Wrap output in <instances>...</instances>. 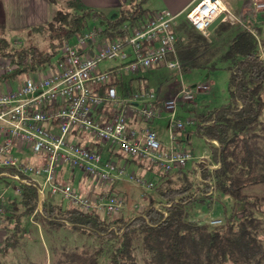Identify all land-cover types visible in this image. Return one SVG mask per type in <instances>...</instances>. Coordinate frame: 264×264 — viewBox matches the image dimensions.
<instances>
[{"label": "trees", "instance_id": "trees-1", "mask_svg": "<svg viewBox=\"0 0 264 264\" xmlns=\"http://www.w3.org/2000/svg\"><path fill=\"white\" fill-rule=\"evenodd\" d=\"M146 2L133 1L126 9L121 7L114 20L89 8H81L80 14L56 11L47 24L32 27L33 32L48 35L46 50L11 47L0 24V59L13 66L2 78L14 80L43 71L53 60L59 62L63 45L90 28L91 21H99L108 40L124 39L152 14L143 8ZM175 31L182 74L219 69L228 73L227 102L205 112L200 122L208 124L196 128L198 136L218 142V147L211 144L209 149L219 168L205 171L204 182L197 181L189 168L166 174L159 171L147 204L129 219L108 220L98 213L62 207L53 202L49 192L38 211L36 186L21 185L18 200L6 210L5 219L12 228L0 246V264L3 256L20 247L23 219L38 222L47 233L66 229L96 241L93 248H53L51 264H100L103 258L106 264H139L138 250L141 264H264V221L258 216L264 215V28L248 30L226 19L211 32L213 44L208 32H197L185 19L178 22ZM4 171L14 172L0 168V173ZM0 183L12 186L2 177ZM211 189V195L233 200L230 215L215 227L192 221L189 213L193 203L202 204L211 196L207 195ZM156 202L170 204L167 217L154 210ZM113 226L120 231L118 235L110 231Z\"/></svg>", "mask_w": 264, "mask_h": 264}, {"label": "built area", "instance_id": "built-area-1", "mask_svg": "<svg viewBox=\"0 0 264 264\" xmlns=\"http://www.w3.org/2000/svg\"><path fill=\"white\" fill-rule=\"evenodd\" d=\"M249 2L255 15L264 16V0ZM221 14L226 19L229 15L221 0H200L185 12L183 19L206 35ZM237 23L250 30L242 21ZM177 24L178 16L165 9L153 12L122 40L110 41L103 36L101 28H88L63 45L59 62L55 60L41 72L25 74L23 82L15 85L16 79L2 78L11 73L13 66L0 59V168L14 170L0 173V178L16 186L17 192L21 185L36 186L38 211L48 190L51 196H59L69 206L105 218L123 210V198L107 192L81 193L68 179L61 180L60 172L70 168L77 176L86 178L85 186L92 181L97 186L123 182L151 191L154 182L136 177L126 166L125 161H129L165 174L189 168L197 181L204 182L202 174L218 169L219 164L213 162L211 155L195 157L179 145L178 134L196 123L191 118L182 120L178 111L208 87L203 84L187 87L179 79L174 96L160 104L167 120V143H162L150 127L161 118L160 111L154 107L156 92L147 88L120 92L108 86L114 71L142 73L166 69L180 78ZM107 59L118 60V67L102 72L99 64ZM131 118L144 126L131 129L128 125ZM207 124L199 123V126ZM201 139L218 147L216 140L204 136ZM29 151L36 156L33 164L27 161ZM104 151L114 154L107 156ZM212 193L211 189L207 195ZM197 194L204 196L201 192ZM169 206L156 202L153 208L167 217ZM221 224L219 219L210 222L213 227ZM110 231L120 233L116 226Z\"/></svg>", "mask_w": 264, "mask_h": 264}, {"label": "rangeland", "instance_id": "rangeland-1", "mask_svg": "<svg viewBox=\"0 0 264 264\" xmlns=\"http://www.w3.org/2000/svg\"><path fill=\"white\" fill-rule=\"evenodd\" d=\"M133 1L138 2L139 0H127L126 4L122 5L121 7L123 9H126ZM57 3L58 4L55 8L53 16L55 15L56 11L59 10L69 13H81V8H77L72 0H58ZM156 6V0H147L146 4L143 5V8L149 10L155 8ZM99 12L109 20L116 19L119 14V10H112L110 12ZM249 16L254 19V13L250 14ZM241 21L243 22L244 26H247V28H249L250 30H253L254 28L258 27L264 28V16L257 17L254 20L242 18ZM2 23L3 18L0 15V24ZM89 27L100 28L101 25L99 21H91L89 22ZM3 36L7 40L9 45L14 48L35 46L39 50H46L48 49V44L50 42V39L47 34L35 33L32 31V28L26 30H12L5 27ZM262 58H264V55H262ZM54 62L55 60L52 61V63ZM117 63L118 60L107 59L99 64V68H106L108 66L114 67ZM175 73L176 72L168 71L166 69L154 70V72H150V74L148 73L147 80H142L140 79V73L138 72H123L125 76L133 78V83L131 85L132 91H135V89H137L138 87H143L144 85H147L149 89L152 90L157 87L158 84L165 77L166 82L171 84H176V81L179 82L181 80L183 84L187 87L191 86L192 84L201 85L204 83L205 85H207L208 90L203 94L200 93V95H198L196 99L198 102L206 100L209 105L204 106L206 102H202L197 109H187L184 111L188 115L187 118H191L193 120L198 118V115L201 112L204 114L206 112L205 108H209V110H211L213 108L220 107L222 104L227 102L228 73L223 69H219L217 71L209 73L204 71H192L190 73L181 75L180 78L177 75L175 76ZM25 76L26 75H21L17 77L13 85L22 83ZM174 94L172 96H174ZM261 120L264 122V112L261 117ZM195 123L197 124L196 120ZM193 139L194 144L191 149H194L195 157H199L203 153L207 154L210 151L209 145L205 143L201 138L199 139L197 137H193ZM27 156V161L33 164L34 160L36 159V156L33 155L30 151L27 152ZM125 163L128 169H130L136 177L152 181L154 182V184H156L160 178L161 173L151 166H147L145 164L132 163L129 161H125ZM67 177H69L68 182L73 185L72 187L77 188L78 190H80L81 193L86 194L90 190L88 189V187L83 185V183L87 182V180H85L86 178L82 175L77 176V173L71 170L70 168H66V171H62L59 174V178L61 180H64ZM90 185L95 186L96 188L94 191L90 192L93 195L100 192H107L121 196L123 198L125 204L123 210L117 215L107 218L108 220H114L115 218L129 219L133 217L134 215L141 212L143 207L147 204V196L149 194H153V192L151 191H143L137 188L136 186H133L132 184L123 182L116 183L114 186H97V184L92 181ZM77 186L83 187L82 189H79V187ZM46 193H48V190H46ZM18 194L19 192H17L16 186H5L0 183V231L3 234H7L8 230H11L12 228V223L5 219L8 216V211L6 210L11 209V202L18 200ZM52 199L53 202L61 205L62 207L68 206L57 195L52 196ZM232 205L233 200L229 197L218 196L213 194L209 197H206L202 204L193 203L189 207L190 218L192 221L198 222L200 224H206L210 227H212L210 225V222L213 219H219L222 221L223 224L225 218L228 217L232 211ZM258 216L261 217L264 221V215L259 214ZM21 225L24 233L19 248L22 249L24 254L29 253V255H26L29 257H26L25 259L22 256L19 257V262L21 263H26V261L28 260L29 262L34 261L39 264H46L47 262L51 264L52 260L54 259L53 248L55 249L61 246H64L68 249H80L82 246H89L93 248L97 246L96 241L93 238H87L77 233H72L66 229L60 230L57 233H47L41 224L35 222L32 219H23ZM136 257L138 263L141 264L142 254L139 250L136 251ZM4 259L5 257L2 258V262L4 261ZM100 264H106L105 258L101 259Z\"/></svg>", "mask_w": 264, "mask_h": 264}, {"label": "crops", "instance_id": "crops-1", "mask_svg": "<svg viewBox=\"0 0 264 264\" xmlns=\"http://www.w3.org/2000/svg\"><path fill=\"white\" fill-rule=\"evenodd\" d=\"M57 1L58 0H0V15L3 18L2 24L6 28L12 30H26L38 25H44L52 18L55 8L57 7L58 4ZM72 1L77 8H89V9H94L96 11H104V12H110L112 10L118 11L121 8V6L126 4L127 2V0H72ZM156 1H157V6L155 8L149 9L152 13L166 9L169 10L172 14L177 15L179 22L180 20L183 19V15L185 14V12L190 8H192L193 6H195L200 0H156ZM221 1L225 5L229 13L228 17H231L232 18L231 21H234L236 24L237 21L238 20L241 21L242 18H247L248 20L249 19L254 20L257 17H261L254 14V19H252V17L249 16L250 14H253L249 0H221ZM237 26L240 27V25L238 24ZM212 31H209L207 34V36L211 38L209 40L211 44L216 43L214 40H212L214 39L213 35L211 34ZM118 63L116 64L117 67H118ZM114 68L115 66L114 67L108 66L106 68H99V70L105 72ZM195 71H204L207 73L211 72L207 70H195ZM150 72L152 73L154 72V70H150V71L147 70L143 73H140L139 75L140 79L147 80V75L148 73L150 74ZM176 75L177 74L175 73V76ZM111 80H112L111 84H113L112 86H114V88H116L120 92L123 91L136 92L144 88L149 89L147 85H144L143 87H138L137 89H135V91H132L131 85L133 83V78H129L119 71L113 72L111 76ZM195 85L197 84H192L191 86L188 87L192 88ZM203 85L205 84L203 83ZM178 88H179V82L176 81V84L168 83L166 82V77H165L158 84L157 87L152 89V91L156 92V96H157V103L154 104V107L158 108V110L160 111L161 118L155 120L150 125V127L152 130L156 132L158 139L162 143H167V120H166V114L162 111L160 104L163 101L169 99L175 93V91H177ZM196 98L192 103L183 104L182 106H180L178 111L179 118H181L182 120L186 119L188 115L184 111L187 109H193V110L197 109L202 102H206L204 106L209 105L206 100H202L198 102ZM208 110L209 108H205L206 112ZM204 114L201 112L198 115V118L195 119L197 121V124L194 127H187L183 132H180L177 136L178 137L177 141L179 145L183 149L191 151L193 154H194V149L193 148L191 149V147L194 144L193 137H197L199 139L201 138V136L197 135L196 128L199 126V123H201L200 117H202ZM128 125L131 129H139L144 126L142 122H138L135 118H131L128 122ZM104 152L107 156H113L114 154L110 151L109 152L104 151ZM209 155H210V151L207 154L203 153L200 156H209ZM64 171H66V169ZM68 178L69 177H67L66 179ZM87 184L88 182L83 183L84 186ZM77 187H79V189H82L83 186H77ZM86 187L90 189L88 191L89 193L96 189L95 186H86ZM4 237L5 234H3L0 231V246L4 240ZM26 255H29V253L24 254L22 249L18 248L14 251H10L8 254L3 256L5 257V259L3 262L1 259V264H39L34 261L29 262L28 260L26 261V263L19 262L20 256L24 257V259L26 257H29ZM46 264H50V263L47 262Z\"/></svg>", "mask_w": 264, "mask_h": 264}, {"label": "water", "instance_id": "water-1", "mask_svg": "<svg viewBox=\"0 0 264 264\" xmlns=\"http://www.w3.org/2000/svg\"><path fill=\"white\" fill-rule=\"evenodd\" d=\"M226 19V15L225 14H221V15H219L214 21H213V23L211 24V26L209 27V29H208V32L209 31H212L220 22H222V21H224ZM227 19H229V20H232V18L231 17H228L227 16Z\"/></svg>", "mask_w": 264, "mask_h": 264}]
</instances>
